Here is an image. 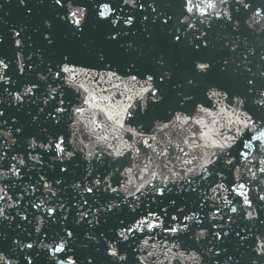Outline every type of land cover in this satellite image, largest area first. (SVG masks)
<instances>
[{
	"label": "snow or ice",
	"instance_id": "6c2138e0",
	"mask_svg": "<svg viewBox=\"0 0 264 264\" xmlns=\"http://www.w3.org/2000/svg\"><path fill=\"white\" fill-rule=\"evenodd\" d=\"M218 2L227 4L229 0H218ZM19 3L24 6L28 15L33 14V4L28 3V0H19ZM36 4L41 9L52 10L50 15L41 17L39 29L40 37L52 55L42 54L39 63L32 56H27L28 69L31 71L34 68L39 74V79L31 82V86L22 94L16 91L9 92V95L14 101L23 104L25 98L34 101V97L47 88L43 100V104L47 107H41L40 113H43L50 122H55V126L61 125L65 119L68 120L70 135L56 131L43 143L37 144L36 138H33L29 144L30 151L39 148L42 152L49 153L53 159L60 160L59 172L67 173L68 168L62 166L63 161L74 156L78 158V154H83L88 160L95 159L97 166L100 163L110 166V171L105 167L101 178L93 177L91 186H83V193L87 196L82 198L80 204L72 205L79 217L76 223L83 222L91 226L102 222V217L97 216L96 212L111 213L114 207H119L111 203L116 196L127 202L131 213L136 214L132 216L131 223L126 224L121 219L120 231L109 237V240H116L118 243L128 242L131 237L140 255H134L130 260L128 256L120 254L112 244L106 243V257L112 258L108 264H117V262L183 264L185 259L199 264L200 257L196 253L189 252L185 257L180 251L177 240L182 231H193L186 221L195 220L196 224H201L202 221L195 214L193 216L185 214L180 218V224L166 225L161 216L154 211L141 215L137 212L136 202H142L146 192L155 198L165 197L166 192L194 193L196 192V188L192 187L194 183L212 178L209 184L211 193H217L218 189L230 190L240 198L236 203L239 204L240 211L245 217L249 220L259 219L254 215L255 209L248 196V185L252 183L264 185V116L253 119V116L244 109L245 101L223 88L209 87L205 91L204 98L197 99L191 91L186 90L188 86L194 85V79L186 77L183 81H178L174 73L169 74L170 70L165 67L166 62L163 57L157 61L159 66L155 70L140 63L137 58L138 49L123 38L127 37L135 27V21L140 13L145 11L146 6L153 13L157 11L152 3L148 0L139 3L138 0H117V3L113 4L112 0H95L94 6L90 0H36ZM235 4L238 6L237 11L248 10L251 7L248 0H235ZM216 7L217 0H184V14L180 23L186 29H195L197 23L193 22L192 17L195 16L196 21L203 25L205 21L201 18L209 17ZM215 15L217 19L221 18L219 12ZM260 15L258 10L252 13L251 20L255 25L261 24L260 20H256ZM224 16L231 21L232 16L228 12H225ZM93 18L103 29L105 47L99 50L90 49L88 53L90 59L87 61L76 58L72 51L58 48V27L63 28L68 36L78 40L83 37ZM143 20L148 21L149 16L144 15ZM163 23L167 24L168 20H164ZM249 27H253V24L249 23ZM145 31L147 32L148 29L146 28ZM23 32V29L12 30V38L17 50L25 46L31 47L27 43L31 37L25 39ZM172 39L176 42L181 41L180 35L175 33ZM196 39L198 42L195 47L199 49L200 37L197 36ZM204 46H207L206 42ZM19 55L20 52L17 51V58ZM210 67L207 62L195 65V69L205 74ZM8 69L9 64L5 59L0 58V87H3L5 92L8 88L4 86L11 82V78L6 75ZM248 84L253 85L254 81L249 79ZM260 95L264 96V92ZM50 100L53 103L49 104ZM256 103L264 106V99H257ZM86 113H88L87 124L82 119ZM4 117L5 112L0 111V118ZM39 118V115L33 116L34 120ZM257 120L260 123H257ZM8 122L7 119L2 121V123ZM11 123L13 126L11 132L0 124V138H9L4 141L9 146L15 145L22 134V129L16 122L12 120ZM85 129L88 131L86 132ZM109 129L108 135H105L104 131ZM120 130H123L132 141V143L124 141L126 145L124 149L107 143L109 136L113 139H122V136H116ZM237 142L239 148L235 153H230L229 150L236 147ZM9 154L0 151V160ZM109 157L113 160H109ZM11 159L16 163L6 165L7 172L0 170V179L10 175L22 180L18 165H25V160L16 156H12ZM29 159L35 164L41 163L40 154L35 156L29 154ZM221 164L231 166L228 169L229 184L234 186L230 188L219 182L224 180ZM237 165H242L246 174L233 175L241 172V168ZM114 175L116 183L121 185L119 188L113 186ZM216 177H219V181ZM41 182L42 187L47 189L51 196L57 195L44 175H41L37 181V183ZM54 183L59 185L61 181L56 179ZM8 187L11 185L0 187V202H3L0 204V222L19 218L31 223L27 215H21L20 212L12 215L8 211L17 208V201L23 199L21 195L14 201L15 193L9 195ZM74 187L80 189L81 183L75 184ZM30 191L35 193L36 186L33 185ZM97 193L100 194L102 204L96 203ZM210 199L215 200L216 197L211 196ZM222 199L228 206L229 212L237 214L238 209L233 201L227 197ZM259 201L264 202V195L259 196ZM176 202L175 199H171L172 204ZM85 206H87L86 210H84ZM32 207L37 210L43 209L50 223H55L62 215L57 214L56 209L51 206L44 208V201L33 202ZM59 207L64 209L65 205L61 202ZM162 211L167 214L168 209L163 208ZM180 211L183 212V209ZM217 215L219 211L211 212L213 219ZM90 216L92 219H89ZM36 219L39 221V217ZM63 219L66 220L67 217L64 216ZM170 219L177 221L178 216L172 215ZM260 222L264 223V220ZM35 231L40 233V227L37 226ZM65 232L66 235L61 236L54 247L44 244L42 240L39 241L41 248L48 249L53 256L59 253L67 255L65 245L73 236V232L67 229ZM137 233L139 235H135ZM212 235L217 239H223L228 233L213 232ZM204 236L205 230L201 228L197 238ZM157 237L160 238L159 243H156ZM12 243L20 247L22 252L24 249L34 250L32 242L22 243L20 240H13ZM120 247L122 250L123 244ZM253 251L257 257H264V237H255ZM216 255L219 256L220 253L217 252ZM94 259V257L87 258L86 264H93ZM25 260L27 264H33L30 254L25 256ZM0 264H11L10 257H7L3 251H0ZM60 264H77V260L69 256L66 260L62 259Z\"/></svg>",
	"mask_w": 264,
	"mask_h": 264
},
{
	"label": "water",
	"instance_id": "95a60500",
	"mask_svg": "<svg viewBox=\"0 0 264 264\" xmlns=\"http://www.w3.org/2000/svg\"><path fill=\"white\" fill-rule=\"evenodd\" d=\"M90 2L95 6V0H90ZM139 2H144V0H138ZM148 2L152 3L157 11L153 13L146 6L145 11L140 13L135 21V27L127 37L123 38L129 43H133L134 47L138 49L137 58L142 65L155 70L159 66L157 61L163 57L166 62L165 67L170 70L169 74L174 73L178 81H183L186 77L194 79V85L188 86L186 90L191 91L197 99H203L205 91L209 87L223 88L245 101L244 109L253 116V119L264 116V106H259L256 103L257 99H264V96L260 95L261 92H264V0H248L251 7L248 10L241 9L240 11L236 10L238 6L235 4V0H229L227 4H220L217 0V7L210 13V16L201 18L205 21L203 25L196 21L195 16L192 17L193 22L197 23V27L191 30L186 29L180 23L184 14V0H148ZM28 3L33 4L32 15L27 14L19 0H0V58L5 59L9 64L6 75L11 78V82L4 86L8 88L7 92L3 91V87H0V111L5 112V117L0 118V124L5 130L11 132L13 130L11 121L14 120L22 129V134L15 145L9 146L4 142L9 138H0V151L10 153L0 160V170L7 172L6 165L16 163L11 159L12 156H16L18 159L23 158L26 162L23 166L18 165L22 180L15 176H5L0 179V187L10 184L11 187H8L7 190L9 195L15 193L14 201H16V197L23 196V199L17 201L18 207L8 211L12 215L17 212L27 215L31 221L29 223L17 218L12 221L0 222V251L10 257L11 264H27L25 256L29 254L33 264H60L62 259L66 260L69 256L77 260V264H86V259L92 257L95 258L93 264H108L112 258L106 257L105 245L110 243L120 254L128 256L131 260L134 255H140L136 243L131 240V237L128 242L120 241L118 243L116 240H109V237L120 231L121 219L126 224L131 223L132 216L136 215L131 213L127 202L122 201L120 196L112 194L116 196V199L111 203L119 205V207H114L111 213L96 212L97 216L102 217V222L95 226L83 222L77 224L76 220L79 217L76 209L72 208V205L80 204L82 198L87 196L86 193H83V186H91L93 177L101 178L105 167H108L110 171V166L103 163L97 166L95 159L88 160L83 154H78V158L74 156L63 161L62 166L67 167L68 172L61 173L58 168V165L61 164L60 160L53 159L49 153L42 152L39 148L30 151L29 144L33 138H36V143L40 144L50 138L53 132L58 131L61 134L70 135L71 129L68 127L67 119L61 125L55 126V122H50L43 113H40L41 107H47L43 104L44 92L47 91V88L34 97V101L25 98L23 104L14 101L9 95V92L15 93L16 91L22 94L27 87L31 86V82L39 79V74L34 68L31 71L28 69L27 56H32L39 63L42 54L52 55L39 34L41 17L50 15L52 10L41 9L37 6L36 0H28ZM112 3H117V0H112ZM257 10L261 13L260 17H256V20L261 21L260 25H255V22L251 20L252 13ZM217 12L220 13L221 18L219 19L215 15ZM225 12L232 16L231 21L224 16ZM144 15L149 16L148 21L143 20ZM166 19L168 23L164 24L163 21ZM249 23H252L253 27H249ZM13 29H23L22 34L25 35V39L31 37L27 40L31 47L25 46L17 50L12 38ZM102 32L103 29L95 23V18L90 21L83 37L78 40L68 36L63 28L58 27V48L72 51L76 58L87 61L90 59L88 55L90 49L99 50L105 47ZM174 33L180 35V42L172 39ZM197 36L200 37L201 47L199 49L195 47L198 42ZM205 42L206 47L204 46ZM17 51L20 52L19 58H17ZM201 62L211 65L206 70V74L195 69V65ZM249 79L254 81L253 85L248 84ZM51 103L53 101L50 100L49 104ZM34 115H39L40 118L34 120ZM61 115L66 116V114ZM87 116L88 113L82 118L85 124L88 123ZM4 119L9 122L2 123ZM257 123L260 121L257 120ZM135 126L133 125V127ZM85 131L87 132L88 129ZM109 131L110 129L104 131V134L108 135ZM116 136H122V139H113L112 136H109L107 143L122 149L126 148L124 141L132 143L123 130L118 131ZM237 148H239L238 142L236 147L229 152L235 153ZM29 154L32 156L40 154L41 163L35 164L29 159ZM109 160H113V158L109 157ZM230 167L221 164V168L224 170V180L219 181V177H216L219 182L225 184L226 188L234 186L229 184L228 169ZM237 167L241 168V172L233 173V175L246 174L242 165H237ZM41 175L45 176L53 190L56 191L55 197L42 187V182L37 183ZM56 179H60L59 185L54 183ZM121 179L123 178L121 177ZM211 179L194 183L192 185L196 188L194 193L190 191L166 192L165 197L155 198L146 192L142 197V202H136L137 212L143 215L148 211H154L161 216L166 225L180 224V218L183 215L193 216L195 214L202 223L196 224L195 220L186 221L193 231L179 233L177 243L185 257L189 252L196 253L200 257L199 264H253V261L255 264H264V257H257L253 251L255 237H264V223L260 222L264 220V202L259 201V196L264 195V185L256 183L248 185V196L255 209L254 215L259 218L249 220L240 211L239 204L236 203L240 198L232 194L230 190L218 189L215 194L210 192ZM77 183H81L80 189L74 187ZM112 183L114 187H121L116 183L115 175L112 177ZM33 185L37 188L35 193L30 191ZM211 196H215L216 199H210ZM222 197L233 201L234 206H237L238 209L237 214L229 212ZM171 199H175L176 204H172ZM41 201H44V208L49 206L55 208L57 214H62L61 218L56 219L55 223H50L43 209L37 210L32 207L33 202L40 203ZM61 202L65 205L64 209L59 207ZM2 203L0 202V204ZM96 203H103L99 193L96 196ZM163 208L168 209L167 214L162 211ZM86 209L87 206L84 210ZM181 209L183 212L180 211ZM212 211H219V215L215 219L211 217ZM172 215L178 216V220L171 221ZM64 216L67 217L66 220L63 219ZM37 217H39V221L36 219ZM89 219L92 217L90 216ZM212 225H219V227L213 228ZM37 226L41 229L40 233L35 231ZM201 228L205 230V236L197 238V233ZM65 229L73 232V236L67 240L65 245L67 255L59 253L53 256L48 249L41 248L39 243L41 240L44 244L54 247L60 237L66 235ZM213 232H227L228 235L223 239H217L212 235ZM135 235H139V233ZM13 240H20L22 243L32 242L34 250L24 249L22 252L20 247L12 243ZM159 242L160 238L157 237L156 243ZM121 244H123L122 250ZM217 252L220 253L219 256L216 255ZM117 264H123V262H117ZM183 264H196V262L185 259Z\"/></svg>",
	"mask_w": 264,
	"mask_h": 264
}]
</instances>
